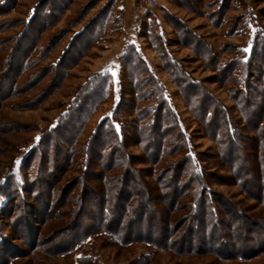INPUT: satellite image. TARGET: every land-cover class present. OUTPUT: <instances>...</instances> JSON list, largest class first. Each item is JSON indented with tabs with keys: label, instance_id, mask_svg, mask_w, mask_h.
<instances>
[{
	"label": "rangeland",
	"instance_id": "obj_1",
	"mask_svg": "<svg viewBox=\"0 0 264 264\" xmlns=\"http://www.w3.org/2000/svg\"><path fill=\"white\" fill-rule=\"evenodd\" d=\"M196 39L221 64L237 62L245 67L239 79L243 82L260 67L264 0H0V241H4L0 259L9 258V264H264V203L234 184L223 168L212 166L216 144L198 126L169 74V65L176 64L238 117L228 95L234 88L230 80L237 75L221 83L220 75L206 69L203 55L201 59L196 55ZM67 53H74L73 61ZM134 55L161 85L182 131L199 154L198 163L213 175L210 190L227 198L250 222L262 220L261 227L246 223L245 218L230 220L213 232L221 245L212 246L205 238L212 229L200 228L193 216L186 218V203L180 201L176 220L165 221L172 247L184 246L190 254L177 256L143 243L119 245L102 232L91 233L69 253L59 254L65 246L66 224L73 218L90 223L87 217L97 212L83 188L103 184L81 174L84 167L77 163L81 164L82 152L64 173L54 171L49 177L51 183L58 181L52 187L54 202L48 206L47 190L26 192L39 171L41 146L48 143L47 133L71 119L87 85L108 75L110 94L83 124L71 148L84 147L102 117H111L116 109L122 96V57ZM59 61L60 71L69 67L60 82L63 73L52 69ZM128 151L141 156L137 146L131 145ZM168 197L160 196L158 205L149 202L158 221L169 213ZM61 200L67 205L55 209L54 203ZM184 234L187 242L179 240Z\"/></svg>",
	"mask_w": 264,
	"mask_h": 264
},
{
	"label": "trees",
	"instance_id": "obj_2",
	"mask_svg": "<svg viewBox=\"0 0 264 264\" xmlns=\"http://www.w3.org/2000/svg\"><path fill=\"white\" fill-rule=\"evenodd\" d=\"M80 43L83 47L87 45L85 41ZM194 45L197 46L196 55L200 59L203 55L206 69L220 75L221 83L226 84L229 78L237 75L230 80L234 88L229 90L228 95L236 105L238 117L230 113L200 82L189 78L179 66L171 63L169 74L173 84L198 126L216 144L218 153L213 157L215 162L210 160L212 166L223 168L232 175L234 184L264 203V49L258 55L260 67L256 74L248 73L241 82L239 79L245 74V67L237 62L221 64L215 53L203 47L198 39ZM198 48H201V53ZM76 55L79 56L78 52ZM69 57L72 59L74 53H70ZM122 59V96L112 116L103 118L92 129L84 147L71 148L76 142V135L81 134L83 124L105 100V95L110 94L109 76H98L87 85L71 119L46 134L48 143L41 146L38 174L26 187L29 194L37 191L41 194L44 189L47 190L46 204L52 205L55 194L52 187L58 180L51 183L49 177L54 171L64 173L73 164L74 157L82 152L83 156L78 157L81 164L77 163V166L84 167L81 174L86 179L103 184V187L83 188L85 195H91L89 203L95 206L97 212L87 217L90 223L84 224L73 218L66 224L65 246L59 254L69 253L75 244L98 232L108 234L119 245L143 243L156 250L171 251L177 256L190 254L184 246L172 247L170 228L165 221L176 220L180 201L186 203L183 210L186 218L193 216L200 228L212 229L211 234L205 237L212 246L220 244L213 232L230 220L245 218L246 223L261 227L262 220L250 222L227 198L219 197L210 190L209 182L213 175L204 171L205 167L198 163L199 154L182 131L157 79L135 55L123 56ZM60 65L59 61L52 68L58 74L63 73L59 82L69 68L65 65L60 71ZM118 120L116 129L114 123ZM61 142L67 149L61 147ZM131 145L139 148L141 156L129 153ZM136 165L145 168L139 169L134 167ZM137 174L140 180H137ZM144 177L154 179L155 183ZM108 181L110 184L106 185ZM162 195L169 196V213L164 214V221H158L149 202L158 205L157 199ZM63 205L67 203L61 200L54 203V208L58 210ZM111 214H114L113 219L109 218ZM106 217L108 219L105 220ZM153 221L157 222L154 227L151 225ZM153 232L154 238L151 237ZM183 239L188 241L185 234L179 240ZM199 243H203L202 238ZM8 260L0 259V264H9Z\"/></svg>",
	"mask_w": 264,
	"mask_h": 264
},
{
	"label": "built area",
	"instance_id": "obj_3",
	"mask_svg": "<svg viewBox=\"0 0 264 264\" xmlns=\"http://www.w3.org/2000/svg\"><path fill=\"white\" fill-rule=\"evenodd\" d=\"M151 3H154V0H151Z\"/></svg>",
	"mask_w": 264,
	"mask_h": 264
},
{
	"label": "snow or ice",
	"instance_id": "obj_4",
	"mask_svg": "<svg viewBox=\"0 0 264 264\" xmlns=\"http://www.w3.org/2000/svg\"><path fill=\"white\" fill-rule=\"evenodd\" d=\"M102 119H103V117H102ZM117 128H118V126H117Z\"/></svg>",
	"mask_w": 264,
	"mask_h": 264
}]
</instances>
